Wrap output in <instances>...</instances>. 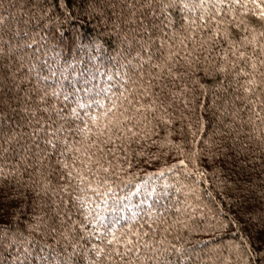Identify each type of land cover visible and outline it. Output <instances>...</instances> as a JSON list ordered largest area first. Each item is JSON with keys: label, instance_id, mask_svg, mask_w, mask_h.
<instances>
[{"label": "trees", "instance_id": "1", "mask_svg": "<svg viewBox=\"0 0 264 264\" xmlns=\"http://www.w3.org/2000/svg\"><path fill=\"white\" fill-rule=\"evenodd\" d=\"M0 264H264V0H0Z\"/></svg>", "mask_w": 264, "mask_h": 264}]
</instances>
